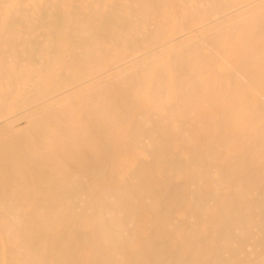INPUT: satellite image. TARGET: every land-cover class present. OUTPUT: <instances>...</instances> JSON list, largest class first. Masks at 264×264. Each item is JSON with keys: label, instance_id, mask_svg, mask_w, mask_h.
<instances>
[{"label": "rangeland", "instance_id": "obj_1", "mask_svg": "<svg viewBox=\"0 0 264 264\" xmlns=\"http://www.w3.org/2000/svg\"><path fill=\"white\" fill-rule=\"evenodd\" d=\"M159 1L164 4L158 10L160 13L148 11L153 10L156 0H0V202L7 203L9 199L14 206L16 214L11 216L12 228L18 231L27 229L24 225L25 220L29 223L33 219L31 223H34L37 215H43L44 211L51 209L50 198L56 191L53 193L51 183L41 179L42 176L36 175L32 169L34 165L36 167L49 164L40 150L43 148L48 151L53 145L63 148L70 146V149L74 150L76 126L80 127V138L83 141L90 139L93 125H97L100 131L95 135V139L100 143L98 160L88 162L84 159L82 162H72L68 172V176L71 177L69 174L74 171L76 164L83 170H87L88 166L98 165L101 166L98 176H83V190L75 197H63L57 217L45 219L43 222L48 226L40 227L31 235V245L43 244L47 253L46 264L53 262L52 250L61 241L64 243L67 241L66 247L73 249L71 255L73 263L99 264L98 252H94L91 244L92 233L101 225L100 233L108 235L104 227L106 221L122 217L116 211H107L108 200L122 189H125L127 199L128 186L132 184L128 173L145 155L143 151L136 149L121 152L120 145L126 142L127 129L136 116L148 115L152 110L150 92L156 72L162 79L161 103L165 106L176 105L172 68L177 65L182 53L191 43L203 41L223 30L228 41L217 58L213 72L227 76L240 69L243 60L239 46L242 29L264 21V0H219L229 4L224 6L219 14L220 27L207 25L208 16L202 14L195 17L186 29H175L177 24L185 22L190 8L197 6L199 10L206 12L209 11L211 3L208 4L207 0L204 3L198 0ZM115 2H120L124 7L119 8L120 12L126 9L128 14L108 16L113 22L126 18L139 21V24L146 22L145 19L153 20L151 22L153 26L160 22L166 24L163 33L154 37L153 41L151 39L147 55L143 49H139L121 65L114 63L121 49L108 44L109 40L102 38L104 35L100 37L97 29L72 30L83 27L82 21L79 26L75 25L77 23L73 20L74 10L77 11L76 17L80 20L82 16L79 13L91 9L94 4L95 16L90 19L93 28L98 27L101 17L108 13L107 7ZM140 9H147L151 15L143 16L132 11ZM138 19H143L144 22ZM146 25L152 28L147 22ZM132 34L131 31L126 34L122 32L121 36L128 40ZM92 35L100 39L95 40ZM144 36L145 39L149 38L147 33ZM88 38L92 40L87 43ZM260 44H263L261 40L251 38L252 47L258 48ZM262 60L264 64V49ZM246 72L248 74L251 71L248 69ZM95 75L97 77H94ZM135 76H139L137 79L140 81L137 89L133 82ZM121 89H128L130 95L134 94L130 97L131 100H135V104L130 106L122 123L113 127L112 123L117 121L118 116L115 110L118 107L117 94ZM246 89H249L246 92L251 93L249 95L253 102L256 103L257 99L262 97L260 95L262 90L258 86ZM90 101L95 103L90 108H85L87 112L84 113L81 107L87 106ZM224 104L223 102L217 106L214 112L223 109ZM74 114L77 115V121L73 119ZM98 117L102 120L97 124L95 120ZM170 122L171 125H175V120ZM245 131L247 135L254 132L252 129L246 130L244 123H241L235 130L234 142L238 140V135ZM179 147L176 143L170 145L173 151ZM228 147L227 151L224 149V157H230L234 153L232 146ZM261 154L260 162H250L249 170L256 176L257 188L253 194L245 193L243 202L246 204L256 197L259 188L264 184L262 169L264 149ZM220 169L218 166V171ZM160 173V168L155 171V175ZM181 177L184 178L182 174H176L174 180L180 181ZM212 180L208 182V191L212 189L220 192L223 197L230 193L227 182L221 183L220 188H213L210 185ZM183 190L185 191V187L182 188V192ZM21 192L26 194V200L20 205ZM131 195L128 198V205L126 203V208L128 207L130 212L129 224L121 231L124 236L130 237V241L111 250L102 247L101 254L109 253L119 260V264H131L136 255H141L146 264L145 262L149 261L147 256L149 252L143 247L142 241L150 239L151 231L148 224L153 211L150 212L143 206L142 197L134 190H131ZM86 200H89V205ZM73 202H77L79 206L74 207ZM211 206L213 208H210ZM189 208L195 210L185 198L182 207L170 212L164 219L162 239L165 243L160 250L163 258L168 259L170 264L175 262L177 255L184 263L188 257L182 237L185 213ZM206 210L198 227L201 235L205 228L211 227L218 212L214 203ZM261 210L264 211V205L258 211ZM249 211L255 213L252 208H249ZM195 213L194 211L192 216L196 222L198 218ZM173 222L177 225L172 226ZM222 222L218 220L216 228L221 229ZM67 233L70 237L75 234L85 235L86 243L73 248L76 242L65 237ZM261 258L258 264H264V256ZM233 264H242V261L236 257Z\"/></svg>", "mask_w": 264, "mask_h": 264}, {"label": "bare ground", "instance_id": "obj_2", "mask_svg": "<svg viewBox=\"0 0 264 264\" xmlns=\"http://www.w3.org/2000/svg\"><path fill=\"white\" fill-rule=\"evenodd\" d=\"M199 1L204 3L206 0ZM207 1L208 4L211 3L209 11L199 10L197 6L190 8L191 11L187 13L188 17L185 22L177 24L175 29H186L195 17L202 14L208 16L207 25L220 27L219 14L223 11V7L229 4L219 0ZM154 4L153 10L148 11L160 13L158 10L164 5L163 2L156 0ZM93 6L94 4L91 9H85L79 13L82 16L80 20L76 17L77 11L74 10L73 20L77 23L75 25L79 26L82 21L83 27L72 30L97 29L100 37L104 35L105 37L102 38L109 40L108 44L121 49L119 56H116L115 64L121 65L122 62H127L134 51L139 49H143L147 55L151 39L153 41L154 37L163 33L166 26L165 22L153 26L151 19H145V21L148 25L151 24L152 28L147 26L143 19H138L144 22L141 24L139 21L126 18L113 22L108 16L128 14L126 9L120 12L119 8L123 6L120 2H115L107 7L108 13L101 17L98 27L92 28L90 19L95 16ZM146 10L132 11L143 16L151 15ZM128 31L133 32V36L127 40L121 36V33L126 34ZM146 33L149 36L147 39L144 36ZM240 34L239 46L243 60L240 69L227 76L213 72L217 58L228 41L223 30L218 34L208 36L203 41L189 45V48L182 53L177 65L172 68L174 74L172 85L176 91V105L165 106L161 103L162 79L156 72L150 92L152 110L148 115L136 116L127 129L126 142L120 145L121 152H131L136 149L143 151L145 155L128 173L132 184L128 186L127 199L125 189H122L111 200H108L107 211H116L122 217L106 221L104 227L108 235L104 236L100 233L102 232L101 225H98L92 233L91 244L94 252H98L99 264H119V260L110 256L109 253L101 254L102 247L111 250L117 246L122 247L130 241V237L124 236L121 231L129 224L130 212L126 206L128 198L132 196L131 190L142 197L143 206L148 211H153L148 224L151 231L150 239L142 241L143 247L149 252L147 254L149 261L145 262L146 264H170L168 259L163 258L160 250L165 243L162 239L164 219L170 212L182 207L185 198L195 209H187L183 222L182 243L186 245L188 257L184 263V260L181 261L177 255L172 264H233L236 257L242 261V264H258L264 256V211H258L264 205V184L259 188V193L255 198L250 199L248 204L243 202L246 192L251 194L256 192V176L249 170L250 162H260L262 149H264V64L262 60L264 21L250 24L243 28ZM91 37L95 40L100 39L93 35ZM253 37L261 40L263 44H260L258 48L252 47L250 40ZM89 40L92 38H88L86 42L88 43ZM248 69L251 72L246 74ZM138 77L135 76L133 80L136 89L140 86ZM257 86L261 88L260 95L263 98H258L255 103L250 98L251 93L246 92L249 90L246 88L254 89ZM131 95L128 89H121L118 92V107L115 106L118 116L117 121L112 123L113 127L122 123L130 106L135 102L131 100ZM223 102L225 103L223 109L214 112L216 111L214 109ZM94 103L95 101H90L87 106H82L81 110L86 113L85 108H90ZM75 114L73 119L77 121ZM100 120L102 119L98 117L95 121L98 124ZM170 120H175V125H171ZM241 123H244L246 130L252 129L254 132L252 135H247L245 131L238 135V140L234 142L235 130ZM79 129L80 127L76 126L75 138H73L74 150L70 149V146L63 148L56 145L48 151L42 148L40 151L43 153L41 154L49 164L32 166L36 175L42 176L41 179H46L49 184L51 183L52 192L56 191V194H52L50 198L52 199L51 209L44 211L43 215H37L34 223H31L33 219L29 223L25 220L24 225L27 229L18 231L12 228L11 216L16 214L14 206L9 199L7 203L0 202V264H46L47 253L43 244L41 243L42 246L31 245V235L35 234L40 227L48 226L43 222L45 219L57 217L63 197H75L80 190H83V176L99 174L101 166L92 165L88 166L87 170H83L76 164L74 171L69 174L71 177L68 176L72 162H82L84 159L88 162H96L100 156L98 148L100 143L95 139V135L100 133L98 126L93 125L88 141L80 138ZM172 143L179 144L180 147L173 151L170 148ZM228 146H232L234 153L229 154L230 157H224V151L229 149ZM218 166L221 168L220 171H218ZM159 168L161 173L155 175V171ZM262 169L264 172V166ZM176 174H182L184 178L181 177L182 180L175 181ZM210 179H213L212 183L210 182L213 188L227 182L230 193L223 197L220 192L212 189L208 191ZM183 187H185L184 192H182ZM23 193L20 195V205L26 200V194ZM85 196L88 195L85 194ZM88 201L86 200L87 205L90 203ZM211 203L216 205L218 212L211 227L205 228V232L201 235L198 229L199 223ZM73 206H79V204L73 202ZM249 208H252L255 213L252 214ZM194 211L198 218L196 222L193 221L192 216ZM218 220L223 221L221 229L216 228ZM173 225L177 224L173 222ZM65 237L76 242L73 248L77 247L76 245L82 246L87 240L85 235L75 234L70 237L67 233ZM65 243L61 241L55 245L51 253L53 260L51 264H75L71 259L73 249L66 247ZM131 264H144V260L141 255H136Z\"/></svg>", "mask_w": 264, "mask_h": 264}]
</instances>
